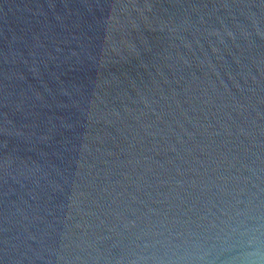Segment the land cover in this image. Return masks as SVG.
<instances>
[{"label":"water","instance_id":"95a60500","mask_svg":"<svg viewBox=\"0 0 264 264\" xmlns=\"http://www.w3.org/2000/svg\"><path fill=\"white\" fill-rule=\"evenodd\" d=\"M264 236V0H0V264H234Z\"/></svg>","mask_w":264,"mask_h":264},{"label":"clouds","instance_id":"9594fccd","mask_svg":"<svg viewBox=\"0 0 264 264\" xmlns=\"http://www.w3.org/2000/svg\"><path fill=\"white\" fill-rule=\"evenodd\" d=\"M236 251L234 264H264V236L258 230L241 231Z\"/></svg>","mask_w":264,"mask_h":264}]
</instances>
